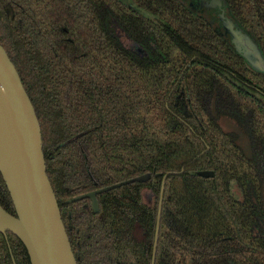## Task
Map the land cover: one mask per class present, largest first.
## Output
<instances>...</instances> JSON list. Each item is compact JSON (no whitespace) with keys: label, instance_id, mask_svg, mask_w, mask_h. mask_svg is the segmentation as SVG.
<instances>
[{"label":"trees","instance_id":"16d2710c","mask_svg":"<svg viewBox=\"0 0 264 264\" xmlns=\"http://www.w3.org/2000/svg\"><path fill=\"white\" fill-rule=\"evenodd\" d=\"M227 2L264 54V0ZM0 43L89 264L152 263L157 209L141 193L158 202L163 176L184 167L166 182L156 264H264V74L206 21L176 0H0ZM145 174L106 193V219L67 203ZM0 205L15 215L1 174ZM7 236L0 263L14 264L12 252L31 264Z\"/></svg>","mask_w":264,"mask_h":264},{"label":"water","instance_id":"95a60500","mask_svg":"<svg viewBox=\"0 0 264 264\" xmlns=\"http://www.w3.org/2000/svg\"><path fill=\"white\" fill-rule=\"evenodd\" d=\"M178 1L188 8L189 0ZM224 3L226 4L225 0ZM228 13H230L229 9ZM205 19L207 20V16ZM208 21L215 31L225 38L230 48L245 59L252 70L264 74V54L259 43L231 14L227 21L222 23L218 18L223 32L214 26V21L211 19ZM184 171L185 167L180 172L163 176L152 264L156 262L167 179L170 176L181 175ZM0 174L15 209V215H11L0 205V233L3 235L11 233L16 236L25 246L31 264H77L62 220L60 206L47 174L42 129L36 111L15 65L1 43ZM196 175L202 178H212L214 173L202 171ZM151 178V174H145L73 198L67 203L91 199L94 211L98 213L97 195L137 182L146 183ZM11 256L13 263L16 264L12 252Z\"/></svg>","mask_w":264,"mask_h":264},{"label":"flooded vegetation","instance_id":"af4514ba","mask_svg":"<svg viewBox=\"0 0 264 264\" xmlns=\"http://www.w3.org/2000/svg\"><path fill=\"white\" fill-rule=\"evenodd\" d=\"M225 1H226V4L224 3V0H223V2H222V0H218L217 3L215 5H213L216 2V0H189V2L187 3L188 8H186L180 1L176 0V2L182 8H184L185 10H187L188 12L193 14L194 16L199 17V18L203 19L204 21H206L208 23V25L215 31V29L213 28L211 23H209L208 20L211 19V21H214V23H215L214 26L218 27V30L220 32H223L222 27L219 25L220 22L222 23L223 21H227V18L231 14V13H228V9H229L228 2H227V0H225ZM213 6H215V7L212 8ZM189 9H191V10H189ZM210 15H213V16L211 18H208V16L210 17ZM205 16H207V20L205 19ZM218 18L221 20L220 22H218ZM152 179H153V176L148 182H150ZM141 184H144V183H141ZM103 188H106V187H103ZM103 188L92 190V191H89L85 194L93 193V192H96V191L101 190ZM160 192H161V190H160ZM106 193L107 192L99 194L96 196V201H97L98 209H99L98 213H96L94 211L91 199H84L82 201H77V202H74L71 204H78L81 202H85L82 205H79V206L77 205L76 207H79V209H86L87 211L90 210L96 216H99L100 214H104L105 219H106ZM85 194H82V195H85ZM82 195H80V196H82ZM77 197H79V196H77ZM141 200L144 203V205H146L147 207H149L151 209L156 208L157 209V217H158L159 201L158 202L155 201L152 190H150L149 188L143 189V191L141 193ZM159 200H160V197H159ZM113 202H115V201H113ZM163 202H164V200H163ZM76 210H77V208L75 209V212H76ZM162 213H163V209H162ZM61 214H62V220H63V217H64L63 216V209L61 210ZM64 220H65V218H64ZM63 223H64V221H63ZM156 223H157V221H156ZM91 224H92V222H91ZM64 225H65V223H64ZM77 225H79V222L77 223ZM65 228H66V226H65ZM70 229L72 230V227H70ZM66 231H67V228H66ZM0 235H2L5 238V240L7 241V244H8V236L3 235L1 233H0ZM72 249H73V247H72ZM153 249H154V246H153ZM73 253L75 255L77 264H89V257L88 256L82 257L81 256V250L77 249V247H76V250L73 249ZM156 259H157V254H156ZM152 260H153V253H152ZM3 262L4 261L2 260V264H3ZM98 262H100V263H93V264H106V258L101 259V260L99 258ZM155 264H156V262H155Z\"/></svg>","mask_w":264,"mask_h":264}]
</instances>
